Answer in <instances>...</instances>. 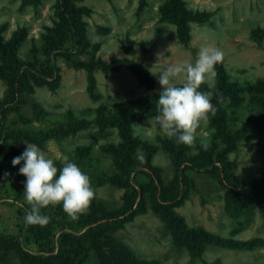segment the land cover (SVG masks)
Returning a JSON list of instances; mask_svg holds the SVG:
<instances>
[{"label": "rangeland", "instance_id": "obj_1", "mask_svg": "<svg viewBox=\"0 0 264 264\" xmlns=\"http://www.w3.org/2000/svg\"><path fill=\"white\" fill-rule=\"evenodd\" d=\"M180 1L186 43L167 18L170 0H0V247L19 234L30 209L22 165L12 160L34 143L58 168L67 158L90 178L95 195L78 219L56 205L41 210L48 220L39 223L50 239L92 227L97 247L84 264H264V198L253 190L237 214L227 200L228 184L264 177V0ZM206 46L224 52L234 91L219 112L232 135L226 139L207 119L176 159V140L155 119L159 73L194 62ZM122 112L132 119L131 148L111 124ZM118 216L122 228H100ZM176 218L199 237L257 243L207 245L193 254L176 243ZM30 247L40 259L10 242L0 248V264L60 261L57 247L53 257Z\"/></svg>", "mask_w": 264, "mask_h": 264}, {"label": "clouds", "instance_id": "obj_2", "mask_svg": "<svg viewBox=\"0 0 264 264\" xmlns=\"http://www.w3.org/2000/svg\"><path fill=\"white\" fill-rule=\"evenodd\" d=\"M224 59V52L217 47H202L194 62L169 65L159 73L161 91L156 101L158 114L155 119L163 134L174 138L178 144L191 146L197 128L215 114L210 93L201 91V85L215 86V66ZM183 83L178 84L177 80ZM19 167V174L26 177L23 199L30 205L25 210L27 223H46L48 217L42 209L61 205L72 220L87 209L95 192L89 176L76 163L65 158L57 167L52 158L34 143H26L21 155L12 160Z\"/></svg>", "mask_w": 264, "mask_h": 264}, {"label": "trees", "instance_id": "obj_3", "mask_svg": "<svg viewBox=\"0 0 264 264\" xmlns=\"http://www.w3.org/2000/svg\"><path fill=\"white\" fill-rule=\"evenodd\" d=\"M167 18L175 23L178 26L179 34L181 39L186 43L189 40V25H188V17L186 13L182 9V2L180 0H170V6L167 12ZM136 69H140L139 67H135ZM216 68V79H215V89L211 96V102L215 107V114L209 115L208 119L216 126L220 135L225 137L226 139L231 138L230 128L227 122L224 120L223 116L219 112V104L220 102L228 97L234 90L232 83L229 82L227 77L226 68L223 63H219L215 66ZM56 88V87H53ZM201 90V89H200ZM202 91V90H201ZM123 115H118V117L112 120V125L118 126L121 137L124 140V146L131 148L132 146V137L131 130L129 127V123L132 120L131 116L122 112ZM261 126H264V121L261 123ZM181 144L175 142L174 144V155L176 159H179L181 156ZM222 162V166L226 168L225 160H220ZM3 169V158H2V149H0V173ZM223 174H228L223 171ZM222 179V178H221ZM224 179H229L224 177ZM230 194L227 198L228 200V209L233 214H237L240 211H243L245 205H247V199L252 195L247 197L250 192L253 190H257L260 193L262 199L264 198V177L261 180H255L249 184H245L243 186L239 185H231ZM250 199V198H249ZM25 217V213H23ZM124 218H118L116 220H111L105 222L100 226L103 230H107L109 232H115L118 229L122 228ZM177 218L175 219L174 227L176 228L175 232V240L179 245H186L191 249L193 254L200 253L204 247L207 245H217V244H235L239 247H254L257 241L250 242H230L224 239H220L213 235H201L192 233L190 231H185L181 226L180 221L177 222ZM93 223H88L85 226L90 227ZM49 233V232H47ZM42 237L47 239L48 241L44 242ZM8 243V245H1L2 250H8L9 243L12 242V248L17 247L19 249L21 247L22 252L27 255L32 261H36L40 259L39 255H34V252H38L37 249H33L30 247V244H37L39 246L40 252H47L49 256L52 255L54 250L57 247V254L55 257L57 258V262L50 261L49 257H42L45 260L44 264H71L70 258H74L76 264H84L85 261L89 258L90 254L96 250L97 241L94 235V229L92 227L86 229V231L82 234H76L73 231H64L62 230L58 237L55 235L51 236V239L48 238L47 235L42 233V229L40 228L39 223H27L24 219V223L20 226V232L15 238L10 239L9 241L4 240ZM43 245L44 247H40ZM32 246V245H31ZM33 247V246H32ZM53 257V255H52ZM107 264V262L105 263Z\"/></svg>", "mask_w": 264, "mask_h": 264}]
</instances>
